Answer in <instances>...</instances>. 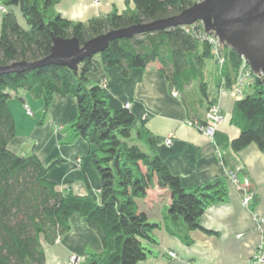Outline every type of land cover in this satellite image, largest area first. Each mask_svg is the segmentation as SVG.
Listing matches in <instances>:
<instances>
[{
	"label": "trees",
	"instance_id": "obj_1",
	"mask_svg": "<svg viewBox=\"0 0 264 264\" xmlns=\"http://www.w3.org/2000/svg\"><path fill=\"white\" fill-rule=\"evenodd\" d=\"M57 1L0 0L4 7L0 12V66L47 56L54 37H75L83 44L110 30L176 15L199 0H132V8L113 9L86 22L62 17L54 9ZM219 53L221 65L197 21L111 40L104 51L85 57L76 70L46 65L0 75V264H44L43 244L56 243L68 231L72 214L83 217L100 237L102 248L86 256L87 264H138L150 253L147 245L156 243L158 225L148 221L138 206L154 186L170 197V220H181L188 230L200 228L203 210L227 199V177L183 187L155 152L151 131L135 123L128 107L110 106L102 86L93 83L88 74L116 67L126 77L132 69L157 63L169 88L183 97L188 120L202 122L204 116H194L185 100L188 88L195 86L205 114L210 104L217 103L219 89L232 88L243 63L225 45L219 47ZM249 85L252 92L238 97L229 119L238 135L229 139L217 130L212 135L221 152L219 159L229 169L237 164L232 154L251 143L264 155V86L256 74ZM20 90L42 101L38 124L54 98L75 99L77 117L70 128L74 137L92 146L89 158L99 176L97 200L48 180V167L34 152L9 148L15 124L8 99L11 92Z\"/></svg>",
	"mask_w": 264,
	"mask_h": 264
},
{
	"label": "crops",
	"instance_id": "obj_2",
	"mask_svg": "<svg viewBox=\"0 0 264 264\" xmlns=\"http://www.w3.org/2000/svg\"><path fill=\"white\" fill-rule=\"evenodd\" d=\"M132 7V0L127 3L126 0H58L54 9L70 21L86 22L113 9L122 11ZM88 77L102 86L110 106L117 108L130 103L135 123L151 131L155 152L183 187L224 175L217 147L202 130L186 124L188 115L183 97L171 96V89L157 63L132 69L126 77L121 76L116 67L104 68L102 74L91 72ZM186 92L185 100L192 114L202 119L205 107L195 86L191 85ZM237 99L230 89L221 88L217 92V103L224 119L216 130L229 139L239 132L229 122ZM26 106L33 110L32 114L26 112ZM8 107L15 124V136L9 148L14 152H34L48 167V180L60 188L67 187L75 194H88L97 200L99 176L89 158L92 146L74 137L72 130H65L77 117L75 99L71 96L54 98L41 124L37 120L42 113V101L27 91L11 92ZM170 133L172 142L166 144ZM232 157L242 166L238 178L242 180L247 176L250 179L255 193L253 205L243 206L239 192L229 184L227 199L205 208L199 219L200 228L188 230L181 220H170L167 215L170 197L165 190L154 186L138 206L148 221L158 225L156 243L147 245L150 253L138 264H250L260 239L252 211L264 221V155L251 143ZM77 158H81L78 164ZM43 248L44 264H87L86 256L99 252L102 244L85 219L72 214L68 231L52 245L44 243ZM168 251H173L176 257L170 258ZM71 256L75 259L70 263Z\"/></svg>",
	"mask_w": 264,
	"mask_h": 264
},
{
	"label": "water",
	"instance_id": "obj_3",
	"mask_svg": "<svg viewBox=\"0 0 264 264\" xmlns=\"http://www.w3.org/2000/svg\"><path fill=\"white\" fill-rule=\"evenodd\" d=\"M200 21L205 32L214 33L222 45L235 51L260 76L264 86V0H200L180 13L147 23L110 30L83 44L75 37H54L50 53L38 60L16 61L0 66V75L29 71L46 65L76 70L85 58L104 51L111 40L146 32L189 26Z\"/></svg>",
	"mask_w": 264,
	"mask_h": 264
},
{
	"label": "built area",
	"instance_id": "obj_4",
	"mask_svg": "<svg viewBox=\"0 0 264 264\" xmlns=\"http://www.w3.org/2000/svg\"><path fill=\"white\" fill-rule=\"evenodd\" d=\"M98 0H95L97 2ZM0 11H4V7L0 5ZM207 33L209 41L213 44V51L216 54V59L219 65L223 63V57L219 53V47L222 45L214 33ZM242 65L239 69V80L237 82L236 92L241 93V87L245 78L248 76H253L254 73L250 70L247 62L242 58ZM243 67V69H242ZM242 69V70H241ZM171 95L174 97H179L180 92L176 89L171 90ZM125 107L129 106V103L124 104ZM224 115L221 112L220 106L218 103L210 104L204 114V119L202 122L186 120L189 126H195L196 128L202 130L208 137L212 139V135L216 130L217 125L222 122ZM173 135L172 133L168 134L166 137L165 143L170 144L172 142ZM218 152V157L221 156L220 150ZM79 161V159H78ZM241 164L237 163L233 169H229L224 166V175L227 177L228 182L233 186L241 196V203L243 206L251 207V204L254 199V190L252 189L250 179L247 176H244L242 180L238 178V173L241 171ZM253 219L256 224V228L259 232V243L255 247L251 257L250 264H264V221L258 216L254 211H252ZM59 241V239L57 240ZM167 255L170 258H175L176 254L173 251H168ZM75 259L74 256L70 257V263Z\"/></svg>",
	"mask_w": 264,
	"mask_h": 264
},
{
	"label": "rangeland",
	"instance_id": "obj_5",
	"mask_svg": "<svg viewBox=\"0 0 264 264\" xmlns=\"http://www.w3.org/2000/svg\"><path fill=\"white\" fill-rule=\"evenodd\" d=\"M200 1V0H199ZM1 12V11H0ZM242 69H243V67H242ZM241 69V70H242ZM240 71H238V73H237V75H236V77H235V81H234V83H233V85H232V88L230 89V90H232V92L235 94V96H237V97H241L243 94L245 95V94H247V93H251L252 92V88H251V86L249 85L250 84V82H251V79H252V76H248L247 78H245V81L243 82V85H242V87H241V93H237L236 92V87L238 86L237 85V82H238V80H239V75H240V73H239ZM91 80V79H90ZM93 83H94V81L93 80H91ZM236 86V87H235ZM21 91V90H20ZM14 93V92H13ZM20 94H21V92H20ZM170 94H171V92H170ZM172 96V95H171ZM174 97V96H173ZM180 97V96H179ZM129 103V102H128ZM130 107V103H129V106H128V108ZM25 109H26V112L28 113V114H32V111L29 109V107H25ZM43 121H44V119H43ZM186 124H187V122H186ZM188 125V124H187ZM60 128V127H59ZM58 128V129H59ZM65 130H71V128H70V126L69 125H67L66 126V129ZM140 146H141V148L144 150V151H146L147 149H146V147H145V144H143V143H140ZM78 159H79V161H78ZM76 163L78 164L80 161H81V158H77L76 160ZM239 178H240V176H239Z\"/></svg>",
	"mask_w": 264,
	"mask_h": 264
}]
</instances>
